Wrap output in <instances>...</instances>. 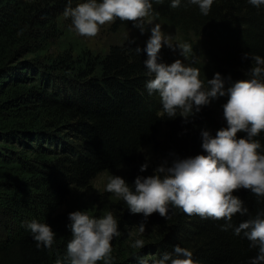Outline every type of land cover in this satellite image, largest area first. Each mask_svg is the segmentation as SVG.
I'll return each mask as SVG.
<instances>
[{
	"label": "trees",
	"instance_id": "16d2710c",
	"mask_svg": "<svg viewBox=\"0 0 264 264\" xmlns=\"http://www.w3.org/2000/svg\"><path fill=\"white\" fill-rule=\"evenodd\" d=\"M80 0H72L75 7ZM67 0H0V264H55L63 258L71 231L66 228L67 204L73 192L92 196L88 212L112 211L121 235L112 241L113 264H138L137 256L159 255L180 244L200 264H248L257 254L250 242L224 220L201 218L170 208L169 218L153 213L143 234L141 214H132L113 193L96 191L99 178L120 175L132 184L137 175H150L163 160L202 154L201 130L226 126L222 105L227 96L204 106L187 121L167 117L158 94L149 95L143 61L137 53L145 41L125 40L139 32L132 21H112V45L100 63L81 66L71 51H62L60 19ZM153 0L151 19L178 34L190 45L186 63L206 82L219 72L227 80L246 79L252 66L243 54L264 57V6L247 0H214L208 15L181 0ZM145 20H148L145 18ZM163 62H166L162 57ZM245 133L238 132L237 136ZM264 145V130L259 136ZM149 168L139 172L141 164ZM107 184V182H106ZM247 207L233 224L264 211V197L234 190ZM31 219L48 223L56 233L49 248H37L23 224ZM143 248L131 247L135 239ZM97 264H103L98 261Z\"/></svg>",
	"mask_w": 264,
	"mask_h": 264
},
{
	"label": "clouds",
	"instance_id": "9594fccd",
	"mask_svg": "<svg viewBox=\"0 0 264 264\" xmlns=\"http://www.w3.org/2000/svg\"><path fill=\"white\" fill-rule=\"evenodd\" d=\"M163 3V0H156ZM214 0H188L197 5L202 15H208ZM259 9L264 0H247ZM181 0H170L169 6L177 8ZM153 0H80L75 7L67 0L64 14L71 18L75 31L81 36L97 35L101 26L119 18L132 21L133 27L143 34L145 18L151 35L143 49L135 51L147 54L143 61L148 79L145 88L149 95L158 94L162 111L170 119L179 116L187 121L212 101L227 96L222 105L226 126L216 130H201L202 154L181 158L175 155L171 161L163 160L150 175H137L132 184L120 175L109 174L106 191L113 193L127 204L132 214H141L138 232L143 234L146 222L153 213L168 219L170 208H178L185 214L201 218L223 219L221 230H232L236 236L243 235L257 249L248 264H264V211L255 217L233 224V216L248 213L244 201L234 195V190L247 189L258 197H264V145L257 136L264 130V57L243 54L251 59L252 66L245 73L246 79L232 81L221 73H214L206 82L200 79L198 68L185 64L181 59L163 62L162 47L179 51L181 56L191 50L187 43L174 45L171 37L162 31L159 23H152ZM244 136L238 137L237 133ZM150 161L139 167L144 173ZM66 228L71 239L63 258L55 264H113L112 241L121 235L117 217L112 211L101 216L91 215L87 210L68 213ZM30 231L37 248H51L56 233L48 223L31 219L23 224ZM131 247L143 248L144 241L135 239ZM138 264H200L193 252L180 244L172 246L158 256H137Z\"/></svg>",
	"mask_w": 264,
	"mask_h": 264
},
{
	"label": "rangeland",
	"instance_id": "374dc122",
	"mask_svg": "<svg viewBox=\"0 0 264 264\" xmlns=\"http://www.w3.org/2000/svg\"><path fill=\"white\" fill-rule=\"evenodd\" d=\"M149 19V18H146ZM152 20V23H156ZM148 20H145V29L146 31L141 34V32H128L123 37L125 40H139V41H147L150 33V28L152 25H149ZM61 23V32L63 34L60 48L62 51H71L73 55L78 59V63L81 66H85V62L88 60H95L97 63H100V59H102L110 50V47L115 44L122 43L121 38H116L112 36L110 32V28L112 22H108L105 25L101 26L100 31L97 35L92 37L81 36L79 35L72 23L71 18L68 16H63L60 19ZM162 31L168 34L171 37L172 43L174 45L182 44L181 40L177 33L164 28L162 26ZM160 56L166 61V63H172L176 59H181L185 64V56H181L179 51H173L168 47H162L160 50ZM106 178H99L96 182V191L102 192L105 190L106 186ZM92 196H86L81 192H73L71 197L69 198L67 204L69 207L73 208V210H87L88 206L91 202Z\"/></svg>",
	"mask_w": 264,
	"mask_h": 264
}]
</instances>
